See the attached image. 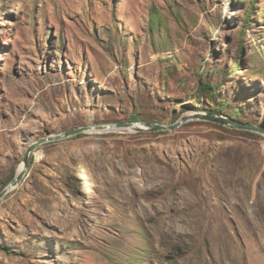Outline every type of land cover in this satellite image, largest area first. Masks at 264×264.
Returning <instances> with one entry per match:
<instances>
[{"label":"rangeland","instance_id":"obj_1","mask_svg":"<svg viewBox=\"0 0 264 264\" xmlns=\"http://www.w3.org/2000/svg\"><path fill=\"white\" fill-rule=\"evenodd\" d=\"M214 111L264 129V0H0V191L40 138ZM220 126L40 144L0 264H264V135Z\"/></svg>","mask_w":264,"mask_h":264},{"label":"water","instance_id":"obj_2","mask_svg":"<svg viewBox=\"0 0 264 264\" xmlns=\"http://www.w3.org/2000/svg\"><path fill=\"white\" fill-rule=\"evenodd\" d=\"M191 121L210 122L240 131L257 132L264 135V129L262 127L246 122H241L239 120H236L228 116L205 113V112H194L184 115L173 124H159V123H151L148 121H133V122H117V123L104 124V125L82 126L79 128L65 131L57 135H50L44 138H40L35 142H33L32 144H30L26 148L25 153L23 155L22 168L18 169L12 180L7 184L5 188H3L0 191V200L20 184L29 166V156L31 152L40 144H43L45 142L58 141L61 139H65L71 136H76L80 133H86V132L110 133V132H122L124 130H128L130 132L173 131Z\"/></svg>","mask_w":264,"mask_h":264},{"label":"trees","instance_id":"obj_3","mask_svg":"<svg viewBox=\"0 0 264 264\" xmlns=\"http://www.w3.org/2000/svg\"><path fill=\"white\" fill-rule=\"evenodd\" d=\"M203 87L205 88V89H207V87H208V85H206V84H203ZM212 95H214V93L212 94ZM223 103H225V102H221V105H222V107L224 106V104ZM226 104V103H225ZM212 114H220V112H213ZM231 118H236V116H230ZM133 119H134V121H137V120H139V118L137 117V116H133ZM237 120V119H236ZM148 121V120H147ZM221 127V126H220Z\"/></svg>","mask_w":264,"mask_h":264},{"label":"bare ground","instance_id":"obj_4","mask_svg":"<svg viewBox=\"0 0 264 264\" xmlns=\"http://www.w3.org/2000/svg\"><path fill=\"white\" fill-rule=\"evenodd\" d=\"M22 168V164H20V166H19V169H21Z\"/></svg>","mask_w":264,"mask_h":264}]
</instances>
